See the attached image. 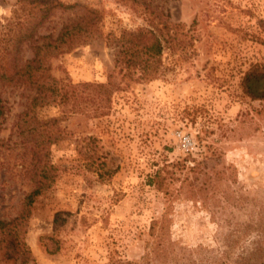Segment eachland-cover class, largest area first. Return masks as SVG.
Wrapping results in <instances>:
<instances>
[{
  "label": "rangeland",
  "instance_id": "rangeland-1",
  "mask_svg": "<svg viewBox=\"0 0 264 264\" xmlns=\"http://www.w3.org/2000/svg\"><path fill=\"white\" fill-rule=\"evenodd\" d=\"M58 1L94 8L98 30L51 56L49 72L72 82L111 75L120 88L99 117L64 115L55 103L37 110L61 139L48 145L54 182L29 207L28 264H264V100L240 86L249 65L264 62V0ZM36 3L0 0L3 61L33 56L21 37L39 17ZM85 8L56 9L34 37H55ZM150 19L166 23L168 41L157 75L138 80L120 61L114 37ZM32 95L0 82V218L20 214L32 188L31 153L19 132ZM188 154V164L217 176L201 177L207 187L193 199L174 194L158 244L150 225L165 199L149 174Z\"/></svg>",
  "mask_w": 264,
  "mask_h": 264
},
{
  "label": "trees",
  "instance_id": "trees-1",
  "mask_svg": "<svg viewBox=\"0 0 264 264\" xmlns=\"http://www.w3.org/2000/svg\"><path fill=\"white\" fill-rule=\"evenodd\" d=\"M19 1H35L41 6L37 8L39 17L34 26L21 37L25 38L35 50L33 56L24 62L20 61L16 53L10 54L6 59L4 57V61L1 56L0 82L21 85L33 92L28 107L20 113L23 124L19 126V132L25 136L31 153L28 173L32 179V188L24 196L20 214L9 219L0 218V264H28L31 254L24 233L30 214L29 207L41 192L52 186L56 175L48 145L59 141L61 134L58 130L46 126L48 121L40 119L37 110L55 103L62 108L64 115L82 112L99 117L106 114L111 94L120 88L119 83L111 75L106 82H72L67 78H56L49 72L50 66L47 61L51 56L85 42L87 37L97 32L98 15L94 8L86 9L81 3H66L58 0ZM77 6L84 7V13L76 19L65 22L55 37H52V34L34 37L35 29L45 24L56 9L65 12L74 10ZM156 17L159 18L158 15ZM164 26L166 23L150 19L146 24L135 29L122 28L118 36L114 37L118 54L121 56L120 61L124 63L125 68L137 73L138 80H150L157 75L161 56L166 47L165 43L168 41V37L164 35ZM41 38L43 40L38 44ZM240 86L242 92L252 100H264V62L251 63L241 78ZM5 115V101L0 96V123ZM52 119L54 124L56 117ZM27 120L29 122L25 124ZM189 158H191L190 154L180 160L164 163L149 174V183L161 191L165 199L162 215L158 219H153L150 225V232L156 235L158 244L163 242L165 236L169 221L168 212L171 210L174 194L186 193L193 199L199 191L207 187L206 182L201 181V177L207 176L210 179L217 176V172H212L213 168L207 170L199 162L188 164ZM189 174H192V177ZM176 181H179V184L173 187Z\"/></svg>",
  "mask_w": 264,
  "mask_h": 264
}]
</instances>
